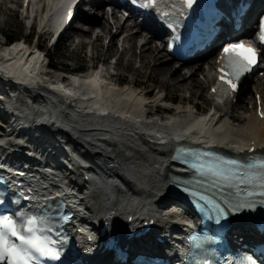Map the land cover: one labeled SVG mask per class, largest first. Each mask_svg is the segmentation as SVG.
<instances>
[{
    "label": "bare ground",
    "instance_id": "6f19581e",
    "mask_svg": "<svg viewBox=\"0 0 264 264\" xmlns=\"http://www.w3.org/2000/svg\"><path fill=\"white\" fill-rule=\"evenodd\" d=\"M6 1L17 7L20 5L19 0L18 2L16 0ZM260 1H255V7ZM91 4L94 8L90 9L89 14L82 10L78 19L86 25V27L83 26L85 28L76 27L77 37L80 38L79 44L91 45L90 47L96 50L102 47V42L109 40L108 51L115 47L119 50L121 46V56L126 53L131 55L126 68L133 77L131 82H123L126 74L117 71L120 63L118 62L115 66H109L110 74L108 77L105 76V80L97 78V75L81 76L80 79L64 77L62 81L66 83L69 91L64 92V96L58 93L53 94L49 91V87L42 84H57L58 78L55 74L52 75L53 70L49 69L48 74L43 73L46 69L42 66L41 53L33 47L16 44L3 53L0 52V94H4L2 86H11L15 91L23 93V96L32 99L34 102L31 104L38 102L40 104L39 108L33 107L32 111H28L14 108L15 102L9 101V110L13 108V112L17 115L15 124L6 115L7 106L5 105L7 103L0 98V116L10 126L11 124L15 128L21 126L20 130H25L22 133L31 132L34 129L37 133L34 135L36 140L32 144L37 146V149H42L40 151L46 152L49 148L52 153L65 152L64 146H69L81 159L94 164L95 168L87 171L91 180L86 182L79 199L80 206H84L90 213L91 222H95L100 216L117 215L115 225L116 228H121L129 217L135 218V222L145 221L149 217L158 221L159 230H165L175 222L183 220L180 215L168 214L157 207L169 190L171 169L168 158L175 143L173 139L179 132L178 129L190 126L194 132V140L208 146H217L231 152L244 151L247 153L248 150L254 149L256 152L264 153V119L257 116L259 103H262L260 105L264 112V76L256 75L251 81L244 82L241 86L235 98L237 101L241 100L242 93L246 89L251 91L254 87V110L250 109L253 106L246 107L247 111L237 115L234 99H231L226 107H222L216 103L211 92L207 94L204 92L210 84L215 85L216 64L215 61L211 62L214 55L211 56L210 61L206 62L207 67H203L201 62L203 58L213 53L214 49L192 61L196 63H193L194 66L181 68L183 65L192 64L187 62L179 66L175 64L173 68L168 65V62H171L170 58H165V63H160L161 56H165V49L161 44L154 47L151 45L155 39L160 41L158 36L153 38L154 32L135 21L133 27L129 30L125 29L128 27L126 23L130 20L123 23L121 16H109L104 11L102 3L91 0ZM58 10L59 8H56V11ZM252 15L251 11L248 20ZM44 17L43 22L48 23L49 21H45L47 14ZM101 20L104 23H101ZM75 23V21L72 23L71 28ZM115 29H117L116 33ZM145 31L148 36L145 34L143 36ZM94 36L96 40L93 39ZM121 36H123L122 44L120 45L119 42L118 46L117 39ZM140 37H142L139 42L141 46H138L137 41ZM23 39L28 40L29 37L25 36ZM40 45H42L41 41L38 47ZM136 50H139L137 58L141 69L150 67L154 76L159 72L167 76L166 82L172 83L170 85L177 90L193 94L189 96L190 99L178 101L176 108H157L161 114L174 116L173 119L162 117L153 111V107L161 104L163 90L151 89L149 91L147 87L140 86L139 71L133 69L132 66L136 59L134 56ZM49 52L47 47L42 53L50 57ZM50 63L55 71L64 70L62 66L56 68L52 64L54 62L50 61ZM7 71L12 76L7 75ZM199 74L202 75L200 80L197 79ZM97 79L101 81L99 91L105 92L103 102L113 108L125 110V117L101 116L96 111L97 107L94 106L99 102L93 103L87 100L91 99L88 92L98 89L95 87ZM251 82H254L253 85L256 83L252 88ZM165 87L162 85V88ZM151 93L154 96L147 99L146 97ZM198 94L201 97L206 94L208 100L213 102L212 106H215L220 113L197 117L196 111L202 113L205 111L200 105L193 103V99H196ZM166 98L170 97L167 95ZM24 99L20 100L22 106L28 103ZM238 108L241 107L238 106ZM156 115L158 117H154ZM11 136L12 134L6 137L0 136V146L8 145ZM160 139L166 142L158 143L157 140ZM48 142H53V147L45 146ZM8 149L20 150L21 147L11 145ZM72 157L69 159L73 161V165H80V159ZM72 174L76 175L71 172ZM57 177L58 175L51 178L49 182L67 191V180L65 178L56 179ZM68 180L75 186H79V183L73 182L71 178ZM44 188L48 187L44 185ZM72 190L74 191L75 187Z\"/></svg>",
    "mask_w": 264,
    "mask_h": 264
},
{
    "label": "snow or ice",
    "instance_id": "6c2138e0",
    "mask_svg": "<svg viewBox=\"0 0 264 264\" xmlns=\"http://www.w3.org/2000/svg\"><path fill=\"white\" fill-rule=\"evenodd\" d=\"M154 2L155 0H148L149 5H154ZM71 15L72 13L69 12V18ZM258 38L264 44V27ZM223 52L225 53L224 69L228 70L229 78L225 80V76L222 75L221 80L236 90L239 78L243 73L251 71L259 61L260 54L255 48L243 42L225 46ZM261 116L264 117V112H261ZM185 156L190 157L192 154L185 153ZM185 162L187 163L188 160ZM190 167L195 170L193 179L205 175L203 167L197 163H190ZM208 171L220 178L219 183L214 181L212 185L206 186L204 181H200L199 188L186 187L185 191L196 196L204 206L211 205L216 208L217 222L221 218H227L231 212L239 213L243 209L253 208L257 203L264 204V161L259 164L249 162L236 172L231 169L216 171L208 169ZM186 183L191 184L192 181ZM216 187H220L222 192L228 191V204L224 208L206 194ZM49 230L43 216L24 214L19 219L8 215L0 216V264H41L45 260H58L60 249L56 247L57 241L47 234Z\"/></svg>",
    "mask_w": 264,
    "mask_h": 264
},
{
    "label": "rangeland",
    "instance_id": "374dc122",
    "mask_svg": "<svg viewBox=\"0 0 264 264\" xmlns=\"http://www.w3.org/2000/svg\"><path fill=\"white\" fill-rule=\"evenodd\" d=\"M19 1L21 2V0H19ZM20 8L21 7H17L13 4L7 3L6 0H3V1L0 0V31H2L4 34H7V35L20 36V39H23L28 34L29 28H28V22L26 21L24 13L19 11ZM101 23H104V21L101 20ZM99 25H100V23H99ZM128 25H129V23L127 22L126 26H128ZM78 26H80L81 28L86 27V25H84L81 21H77L75 23V25H73V28H71L59 40L58 44L55 47H50L49 43L46 41L47 36H43L40 38V41L43 44V46L46 49L48 47V50L50 51L49 52L50 60L52 62H54L52 64H54L56 66V68H59L60 66H62L64 69H68V71H70L74 68H84L85 70H89L94 63L101 64L104 62V60L106 61V57H111V61H110L109 65L112 66V64L114 63L115 57H117L120 53L119 40L121 39V37H119V39H117L119 50H118V47H115L113 50L108 51L109 50L108 45L110 44L109 40L102 42V47L97 48L96 50H93V49L91 50V47H90L91 45H87V46L81 45V44L76 45V42L80 41V38L77 37L78 31L76 30V27H78ZM83 26H85V27H83ZM38 28H39V25H37V27L35 29V33H37ZM125 29H128V27L127 28L125 27ZM116 30L117 29L114 30L115 33H116ZM144 34L145 33L143 32V36H144ZM142 37H140V39H138V41H137L138 46H141L139 42H141ZM3 40H4V38L0 36V42H2ZM95 40H96V38H95ZM35 41H36V38H34L33 42H35ZM151 45L153 47L156 45L159 46V42L157 40H154V42ZM106 54L109 56H107ZM211 54H212V52H211ZM137 55H139V50H136L134 52V56H136V59L134 58L135 61H134L132 66H133V69L139 71V79L141 81L140 86L147 87L149 89V91L151 89H158V91L161 89V90H163L162 92L166 93L171 99L174 98V99H177L178 101H180L181 99H187L191 95L193 96V94L190 95V93L187 91L177 90L175 87L170 85L172 83H167L166 82L167 76L161 75L159 72L157 73L158 75L154 76L150 67H146L144 70L141 69V66L139 67L140 62H139V59L137 58ZM208 57L209 56H207V58H205V59L203 58V61L201 62V65L203 67L204 66L207 67L206 62L210 61L211 57H209V58ZM130 58H131V55L129 53H126L123 56H121V58L119 59V62H120L119 67L117 68L118 72H123L124 74H126V78L123 81L125 83L131 82V80L133 79L132 75L126 69L128 67L129 62H130L129 61ZM165 58H166V56H161L160 63H165V60H164ZM198 62H200V61H198ZM175 64L176 63H174L172 61L168 62V65H170L171 67L175 66ZM190 66H194V64L192 63V64L183 65V66H181V68H186V67H190ZM201 76L202 75L199 74L197 76V79L200 80ZM253 83L252 82L250 83L251 88L253 86H255V84H256L255 83L253 85ZM162 85L166 86V87L162 88ZM212 85H213V83L205 88L204 92L206 94L210 91V88L212 87ZM253 88L251 89V91L250 90L247 91V89H246L240 97L241 100H238L235 102V105H236L235 106V113H237V115H240L241 112L247 111L246 107L250 108L251 106H253V108H251V109L254 110L255 92L253 91ZM206 94L203 97H201L200 94H198L197 95L198 97L196 99H193V103H197L202 108L207 107L210 109L212 107L213 102L212 101L210 102V100H208ZM182 101H185V100H182ZM248 102H252V104L249 105ZM238 106H240L242 109L238 108ZM72 178L76 181H79L78 175H72Z\"/></svg>",
    "mask_w": 264,
    "mask_h": 264
},
{
    "label": "trees",
    "instance_id": "16d2710c",
    "mask_svg": "<svg viewBox=\"0 0 264 264\" xmlns=\"http://www.w3.org/2000/svg\"><path fill=\"white\" fill-rule=\"evenodd\" d=\"M10 39H18L20 36L7 35ZM84 69V68H83Z\"/></svg>",
    "mask_w": 264,
    "mask_h": 264
}]
</instances>
